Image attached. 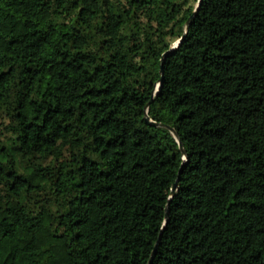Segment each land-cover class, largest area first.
I'll return each instance as SVG.
<instances>
[{"label":"trees","instance_id":"1","mask_svg":"<svg viewBox=\"0 0 264 264\" xmlns=\"http://www.w3.org/2000/svg\"><path fill=\"white\" fill-rule=\"evenodd\" d=\"M197 3L0 0V264H264V0L162 75Z\"/></svg>","mask_w":264,"mask_h":264},{"label":"water","instance_id":"2","mask_svg":"<svg viewBox=\"0 0 264 264\" xmlns=\"http://www.w3.org/2000/svg\"><path fill=\"white\" fill-rule=\"evenodd\" d=\"M201 2H202V0H198V3H197V5H196V9L194 10L193 15L188 19V21H187V23H186L185 32H184V35L182 36V38L179 39V40L173 45V47H172V49H171L170 51H168V52H166V53L163 54V59H162V64H161V69H160V73H161L162 75H163V73H164V69H163V63H164V60L167 58V56H168V54H169L170 52H173L174 50H176V49L181 45V43L183 42V40H184V38H185V36H186V34H187V32H188V29H189V27H190V25H191L192 19H193L194 15L197 13V11H198V9H199V7H200V5H201ZM162 81H163V76H162V78L160 79L159 83L156 85V92H158V91L160 90L161 85H162ZM154 95H155V94H154ZM149 105H150V102H149V103L147 104V106H146V117H145L146 121H147L148 123H153L155 126L165 127V128L168 129L171 133H173V135L178 139V143H179V145H180V149H181V151H182V153H183V155H184V157H185V159H186V150L184 149L183 143L180 141V139H179L177 133L174 131V129L171 128L170 126H167V125H164V124H157L156 122H153V121L148 117V108H149ZM180 173H181V170H180V172H179V175H180ZM178 181H179V179H178V180L176 181V183L173 185V188H172V195H174V193H175V191H176V189H177ZM168 217H169V210L167 209V211H166V222L168 221ZM161 235H162V233L160 234V237H159V239H158V241H157V243H156V245H155V247H154V249H153V251H152V254H151V257H150V259H149V263H148V264H152V263H153V260H154L156 254H157V249H158L159 241H160V239H161Z\"/></svg>","mask_w":264,"mask_h":264}]
</instances>
